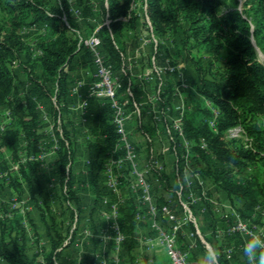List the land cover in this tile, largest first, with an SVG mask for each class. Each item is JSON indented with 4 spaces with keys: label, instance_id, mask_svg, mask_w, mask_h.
I'll return each mask as SVG.
<instances>
[{
    "label": "rangeland",
    "instance_id": "374dc122",
    "mask_svg": "<svg viewBox=\"0 0 264 264\" xmlns=\"http://www.w3.org/2000/svg\"><path fill=\"white\" fill-rule=\"evenodd\" d=\"M1 3L0 41L13 27L12 14ZM100 3L83 0L79 6L68 0L76 26L66 16L58 17L59 26L76 47L65 66L66 96L57 100L55 88L48 83L53 93L36 102L38 138L29 140L21 131L16 155L0 146V221L16 212L26 238L23 249L19 235L16 248L11 243L8 248L17 256L23 254L26 264H45L49 236L56 239L57 233L59 247L53 264H196L209 246L217 247L228 264H246L242 254L245 232L233 228L240 223L247 230L263 231L264 207L258 204L248 210L244 201L229 200L207 172L225 165L202 161L193 165V142L182 134V120L191 105L189 92L200 85L194 62L199 59L206 66L212 58L192 39L185 40L187 25L181 18L180 26L156 33L146 16L145 0H131L130 15L121 17L125 27L114 39L121 57L118 63L98 36V29L108 23L97 13ZM250 5L251 0H237L235 9L246 20L243 34L264 66V31L257 42L247 13ZM56 7L57 0H42L44 12L52 14ZM231 8L229 4L218 6L219 15ZM223 28L227 30L228 25ZM15 33L24 50L10 62L15 76L10 96L24 102L33 87L30 67L35 75L42 74L38 44L49 30L26 18ZM101 66L108 72L112 97L99 72ZM130 101L132 106H128ZM107 113L113 119L117 116L123 135L115 125L120 138L116 148H123L124 153L104 147L96 133L99 118ZM12 120L8 105H1L0 131L12 127ZM150 130H154L152 135ZM240 133L239 127L229 130L230 136ZM58 139L65 140L64 145L71 142L75 150L68 164L75 199L68 198L60 178ZM28 162L38 164L39 189L35 187L33 195L20 175V168L27 169ZM189 172L191 184L182 185ZM254 173L247 169L244 175ZM159 174L167 176L170 190L164 188ZM13 178L21 183L19 193ZM158 197L167 201L162 211L156 208ZM130 202L136 207L134 228L122 233L116 219L119 208ZM0 264L7 263L0 259Z\"/></svg>",
    "mask_w": 264,
    "mask_h": 264
},
{
    "label": "trees",
    "instance_id": "16d2710c",
    "mask_svg": "<svg viewBox=\"0 0 264 264\" xmlns=\"http://www.w3.org/2000/svg\"><path fill=\"white\" fill-rule=\"evenodd\" d=\"M2 1L3 9L12 14L13 27L4 40L0 41V106L8 105L13 125L0 131V146L7 147L16 155L21 148V131L29 140L35 141L38 138L35 130L36 102L53 93V89L48 88L47 84L55 88L57 100L60 101L66 96L65 66L71 61L76 47L75 42L70 41L59 26L58 17L64 15L76 25L70 14L68 0H57L58 7L52 8V14L41 9L42 0H0ZM74 1L79 6L83 5V0ZM130 1L100 0V11L97 12L108 20L107 24L98 29V36L108 55L118 63L121 62V57L114 45V39L125 27L121 17L130 15ZM227 4L232 8L219 15L218 6ZM236 4L237 0H145V13L154 31L160 34L165 33L168 28L180 26L178 18H181L187 25L183 31L185 40L192 39L195 45L212 58V62L206 66L199 59L194 62L200 85L189 92L191 105L182 120V134L185 139L193 142L190 148L193 165L199 161L206 165H225L212 171L208 169L207 172L229 200H242L245 207L252 210L258 204L264 207V66L256 60L253 46L243 34L247 28L246 20L235 9ZM85 8L83 6V10ZM249 10L247 13L253 22V34L259 42L258 36L264 31V0H251ZM26 18L30 19V23L45 24L49 33L38 44L42 74L35 75L30 67L28 76L33 87L27 91L22 102L10 96L15 78L10 62L24 50L15 30ZM223 25H228V29H224ZM27 55L29 59V54ZM128 104L132 106V101ZM213 109L217 111V115ZM115 125L113 117L107 113L99 118L96 133L102 138L104 147L116 149L117 154L124 153L123 148H116L120 138ZM235 127L241 129L240 136L229 135V130ZM62 130L67 140V130L64 126ZM153 133L154 130H150V134ZM58 140L60 178L67 188L68 198L75 199L68 177V164L75 150L71 142L64 145L65 140ZM37 165L35 162H28L27 169L20 168V175L28 184L31 195L35 187L39 189ZM247 169H252L255 173L246 176L244 173ZM158 179L164 188L170 190L166 175L159 174ZM12 185L18 193L21 191V183L17 178H13ZM166 205L167 201L163 197L156 199L158 211H162ZM135 211L136 207L132 202L119 208L116 219L118 231L132 232ZM20 220L21 216L14 212L0 221V259L7 264L27 262L23 260L25 257L22 252L21 256H17L8 248L10 243L16 248L15 237L19 235L23 249L26 238ZM260 224L264 231V221ZM56 239H60L57 233ZM56 239L49 236L50 248L43 254L45 264H53V257L59 247ZM41 251L44 253V249ZM221 264H228L222 255Z\"/></svg>",
    "mask_w": 264,
    "mask_h": 264
},
{
    "label": "clouds",
    "instance_id": "9594fccd",
    "mask_svg": "<svg viewBox=\"0 0 264 264\" xmlns=\"http://www.w3.org/2000/svg\"><path fill=\"white\" fill-rule=\"evenodd\" d=\"M192 174L182 181V185L191 184ZM242 254L246 264H264V231H250L245 229V239ZM196 264H221V252L215 246L205 248L197 257Z\"/></svg>",
    "mask_w": 264,
    "mask_h": 264
},
{
    "label": "built area",
    "instance_id": "2783aa9c",
    "mask_svg": "<svg viewBox=\"0 0 264 264\" xmlns=\"http://www.w3.org/2000/svg\"><path fill=\"white\" fill-rule=\"evenodd\" d=\"M99 72L101 73V75H102V78L104 79V82H105V84H106V87H107V91H108V95L109 96H113V91L111 90V86H110V84H109V81H108V72H107V70L104 68V67H100L99 68ZM213 112H214V114L215 115H217V111L215 110V109H213ZM114 122H115V124L117 125L118 123V120H117V116L116 117H114ZM118 126V125H117ZM117 131L118 132H120L119 134L122 136L123 134H122V132H121V130H120V128H119V126H118V129H117ZM165 207V206H164ZM163 207V208H164ZM236 228V229H235ZM235 228H233V230H238L239 232H245V229H246V227H245V225H241L240 223H239V225H237Z\"/></svg>",
    "mask_w": 264,
    "mask_h": 264
}]
</instances>
